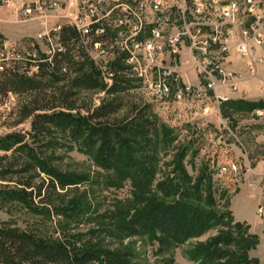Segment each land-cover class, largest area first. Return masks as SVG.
<instances>
[{
  "label": "rangeland",
  "instance_id": "1",
  "mask_svg": "<svg viewBox=\"0 0 264 264\" xmlns=\"http://www.w3.org/2000/svg\"><path fill=\"white\" fill-rule=\"evenodd\" d=\"M28 1L0 0V23L8 35L20 31L41 35L58 20L54 17L75 11L74 2L69 1L27 19L22 5ZM226 57L231 69L244 73L241 89L247 94L227 92L229 100L242 99L245 104L240 108L228 104L223 114L221 104L210 96L154 99L134 82L119 94L123 109L118 120L129 121L134 117L133 106L148 104L153 124L151 143L130 172L105 170L97 162L96 149L82 138L73 139L67 130L36 137L31 118L22 112L35 93L14 95L6 103L0 95V137L23 136L20 144L0 150V167L8 170L0 174V221L23 230L37 229L79 249L98 253L130 250L136 257L134 264H204L196 254L219 237L235 233L234 246H219L231 255L243 253L245 258L240 261V257L230 256L221 264H264V216L259 211L264 206V110L252 111L246 105L264 102V64L259 63L251 75L247 65L251 57L237 49ZM188 74L193 80L190 83H197L194 75ZM43 82L53 98L69 89L64 82ZM104 96L103 92L83 90L69 96V101L85 114ZM46 169L65 174L76 184L57 185L52 191L46 188L50 180ZM24 182H29L31 189H26ZM39 187L49 204L37 197ZM25 189L33 190L32 201L27 200L33 202V208L14 194ZM156 201L197 205L204 212V227L182 243L161 245L145 237L126 239L121 234L123 223ZM246 234L254 236L251 247L250 239L240 240Z\"/></svg>",
  "mask_w": 264,
  "mask_h": 264
},
{
  "label": "built area",
  "instance_id": "2",
  "mask_svg": "<svg viewBox=\"0 0 264 264\" xmlns=\"http://www.w3.org/2000/svg\"><path fill=\"white\" fill-rule=\"evenodd\" d=\"M69 1L74 13L54 17L36 41L0 33V72L30 75L40 63H52L65 50V27L77 32L76 48L86 50L105 83H112L110 66L124 55L126 77L154 99L210 96L221 104L227 92L247 94L244 73L228 65L232 49L251 57V75L264 64V0H29L22 10L34 19ZM259 211L264 216V206Z\"/></svg>",
  "mask_w": 264,
  "mask_h": 264
},
{
  "label": "trees",
  "instance_id": "3",
  "mask_svg": "<svg viewBox=\"0 0 264 264\" xmlns=\"http://www.w3.org/2000/svg\"><path fill=\"white\" fill-rule=\"evenodd\" d=\"M61 40L64 52L57 54L52 63H40L36 73L27 75L15 71L0 72V95L4 97L3 103L17 94L35 93L33 100L22 112L26 118H31V130L36 137L51 136L57 131L67 130L73 139L82 138L88 147L96 149L95 157L102 168L113 172H130L141 162V153L151 143L153 124L148 117V104L133 106L134 117L129 121L117 118L123 109L119 94L133 83L125 75L124 55L118 56L111 64L113 81L107 84L86 50L76 48L78 34L74 29L63 28ZM44 80L67 83L69 89L62 92L59 98H53L48 94V86L44 85ZM83 90L105 94L100 104L88 108L85 114L76 110L75 102L69 101V96ZM228 104L240 108L245 102L242 99L237 102H222V114ZM246 105H249L252 111L264 110V102ZM22 141L23 136L14 133L0 137V150L8 151ZM35 162L41 167L40 162ZM7 171L6 168L0 167L1 175ZM44 171L50 177L46 188L52 191L57 185L65 188L76 184L73 178L65 174L50 169ZM23 185L26 189L32 187L29 182H24ZM42 188L39 187L37 197L42 203L49 204L45 197H41ZM26 189L14 194L29 208H33V202L28 203L29 200L32 201L33 190L27 192ZM205 221L204 212L197 205L187 201H156L135 211L121 226V234L126 239L145 237L161 245L182 243L196 237L204 227ZM247 238L251 240L247 242L250 247L255 244L254 236L249 234L240 240L243 242ZM236 242L235 233L221 236L206 249L199 251L196 259H200L204 264H221L228 261L230 256H238L241 261L245 258L243 253L240 256L231 255L226 248L219 246H234ZM244 247L243 250L246 248ZM135 259L130 250L112 249L98 253L92 249H79L46 236L37 229L23 230L0 221V264H134Z\"/></svg>",
  "mask_w": 264,
  "mask_h": 264
},
{
  "label": "crops",
  "instance_id": "4",
  "mask_svg": "<svg viewBox=\"0 0 264 264\" xmlns=\"http://www.w3.org/2000/svg\"><path fill=\"white\" fill-rule=\"evenodd\" d=\"M21 33L15 34V32L10 33L9 35L4 31V27H2L0 23V33H2L7 39L12 41H18V40H29V41H36L38 37V32L34 33H22L25 31H20Z\"/></svg>",
  "mask_w": 264,
  "mask_h": 264
}]
</instances>
